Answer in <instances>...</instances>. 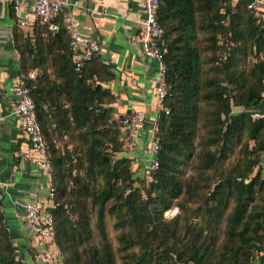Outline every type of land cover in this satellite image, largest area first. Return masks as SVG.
Returning a JSON list of instances; mask_svg holds the SVG:
<instances>
[{"label":"trees","instance_id":"obj_1","mask_svg":"<svg viewBox=\"0 0 264 264\" xmlns=\"http://www.w3.org/2000/svg\"><path fill=\"white\" fill-rule=\"evenodd\" d=\"M248 1H157L166 92L150 175L133 174V156L124 153L113 95L101 83L111 70L98 51L75 69L62 26L36 19L22 30L14 21L18 76L49 159L47 208L62 264H248L254 254L264 257V113L250 109L264 94V14ZM234 150L227 168L217 169ZM192 158L196 171L217 169L203 191L191 174L182 177ZM173 201L182 213L163 216ZM106 212L117 227L115 246ZM27 263L0 210V264Z\"/></svg>","mask_w":264,"mask_h":264},{"label":"crops","instance_id":"obj_2","mask_svg":"<svg viewBox=\"0 0 264 264\" xmlns=\"http://www.w3.org/2000/svg\"><path fill=\"white\" fill-rule=\"evenodd\" d=\"M21 1L28 6L31 0ZM77 1L80 3L76 12L77 26L98 40V55L111 70V75L102 79L101 83L113 95L109 102L112 115L117 117L129 106H140L145 110V124L148 125L158 107L149 81L156 62L142 52L135 36L141 0ZM256 4L258 12L263 15L264 0ZM9 6V0H0V203L15 250L26 260L31 244L38 253L41 244L23 222L19 201L31 198L39 205H47L50 197L45 184L50 183V178L49 174L36 168L27 154L28 142L13 111L12 87L18 76V51L13 43L14 17ZM102 7L106 11H102ZM250 109L255 114L264 113V94ZM133 153H137V148L128 150L127 154ZM136 160L137 157L132 159L134 166H137ZM39 183L42 185L39 186ZM248 264H264V257L254 254Z\"/></svg>","mask_w":264,"mask_h":264},{"label":"built area","instance_id":"obj_3","mask_svg":"<svg viewBox=\"0 0 264 264\" xmlns=\"http://www.w3.org/2000/svg\"><path fill=\"white\" fill-rule=\"evenodd\" d=\"M13 5L14 21L23 28H28L34 20L46 21L48 27L62 26L67 34V45L72 52L73 66L79 69L82 62L92 52L98 51V40L90 33L83 32L76 23V12L80 3L77 0H31L28 6L21 0H9ZM158 0H141V14L137 17L135 36L142 52L155 60L156 66L149 76L151 93L158 107L145 124V110L140 106L127 107L118 117V127L123 148L134 150L130 154L137 157L136 165L142 173L150 175L157 164L156 135L157 114L161 107V99L166 92L164 82L163 45L160 41V25L155 16ZM257 1L251 0L247 5L257 7ZM102 11L106 8L102 7ZM31 71H29V74ZM13 111L18 117V126L28 142L27 154L36 168L49 174V159L46 154L44 140L35 117L34 103L28 91V85L17 76L12 87ZM163 110H166L164 107ZM264 166V162H263ZM42 183H39L41 186ZM50 197L52 186L46 183ZM2 191L0 190V199ZM50 199V198H49ZM23 222L36 235L42 249L53 247V217L47 205H39L34 199L24 198L19 201ZM1 210V203H0Z\"/></svg>","mask_w":264,"mask_h":264},{"label":"rangeland","instance_id":"obj_4","mask_svg":"<svg viewBox=\"0 0 264 264\" xmlns=\"http://www.w3.org/2000/svg\"><path fill=\"white\" fill-rule=\"evenodd\" d=\"M235 108H236V106L232 105V109H235ZM248 144H250V140H248ZM124 152L128 153V149H124ZM236 155H237V150L232 151V153H229V155L227 157H225L223 160L217 162L216 168L219 169L221 167L222 171H224L227 168L228 164L232 160H234V157ZM259 159H260V161H259L260 165L262 167H264L263 166V162H264V153L263 152L261 153ZM193 162H194V158H192V160H190L186 164H184L182 177H187L189 174H191V182L197 181L199 189L200 190L202 189V191H203L206 187V184H207L209 178L217 173V169L206 170V172L196 171V167H195V165H193ZM130 167L132 168L133 174L134 173L143 174L141 169H139V167H137V166H134V164H132ZM205 173L207 175H205ZM182 195L183 194H180L179 196H182ZM189 202H191V204H192V201H189ZM177 211L182 213V210H180L178 208L177 203H175L173 201L167 208L162 210V215L165 217H169ZM104 225H105L106 233H107L112 245L115 246V244L117 242V240H116L117 227L113 225V215L111 213H108V212L105 213ZM41 246H40V248L38 247L39 248L38 251H40V252L42 251V256L40 255V252L39 253L36 252L37 251L36 248L31 244L30 251L28 250V252H27L29 258H28V256H25L27 258L26 260H27L28 264H32V263L33 264H62V257H61V254L59 253L58 248L55 245V243L53 244V247H51V249L45 248L46 251L44 249H42ZM16 253H17V255H19L18 250L16 251ZM115 254H116V260H118L117 251L115 252ZM30 258H31V260H29ZM46 260H49V261H46Z\"/></svg>","mask_w":264,"mask_h":264}]
</instances>
